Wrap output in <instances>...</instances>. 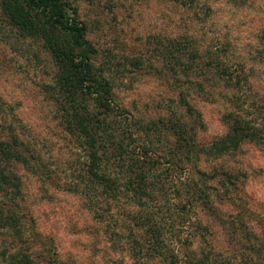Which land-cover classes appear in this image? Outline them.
Wrapping results in <instances>:
<instances>
[{
  "label": "trees",
  "instance_id": "16d2710c",
  "mask_svg": "<svg viewBox=\"0 0 264 264\" xmlns=\"http://www.w3.org/2000/svg\"><path fill=\"white\" fill-rule=\"evenodd\" d=\"M165 1L191 14L192 20L180 33L158 40L161 68L157 71L163 72L159 79L166 86L169 104L157 114L141 117L117 99L115 89L129 79L122 78L125 66L109 59L97 61V49L87 38L88 25L79 17L76 0H0V39L12 38L13 44L28 38L46 53L52 70L49 81L42 84L45 97L57 128L83 152L78 174L64 176L60 186L41 171L46 164L40 148L26 141L25 128L18 120L13 124L0 100V264H62L51 239L40 235L23 206L19 169L31 165L32 171L44 173L40 182L45 183L38 182L43 189L54 185L77 194L102 236L112 245L121 240L135 261L244 264L228 254L231 248L224 242H208L200 234L202 245L194 251L189 247L191 238L171 232L191 221L195 207L218 216L212 191L221 202L240 199L237 171L201 163L230 156L246 143H264V129L246 112L241 97V92L257 94L251 78L254 66L228 53L226 40L205 38L194 30L198 9L206 14L210 7L199 8V0ZM225 1L240 6L247 0ZM255 43L252 59L264 63V23ZM136 63L142 64L137 59L129 62ZM216 97L227 105L221 113L225 131L204 140L199 136L204 124L195 102L211 103ZM170 186L174 197L164 192ZM121 200L125 211L118 213ZM196 220L199 228L207 227L201 218ZM236 222L228 224L231 233ZM261 247L262 243H251L246 248L251 251L246 264H264Z\"/></svg>",
  "mask_w": 264,
  "mask_h": 264
},
{
  "label": "rangeland",
  "instance_id": "374dc122",
  "mask_svg": "<svg viewBox=\"0 0 264 264\" xmlns=\"http://www.w3.org/2000/svg\"><path fill=\"white\" fill-rule=\"evenodd\" d=\"M198 2L199 8L208 6L210 10L205 14L203 9H198L200 13L194 30L203 33L205 38L216 36L220 41L226 40L228 53L247 66L253 64L251 78H254L257 94L241 92V97L247 104L246 112L264 129V63H254L251 56L256 47L257 30L264 23V0H247L240 6L225 0ZM76 4L79 17L88 25L87 38L97 49V61L109 59L118 67L125 66L122 78L129 79L115 89L117 99L141 117L157 114L166 108L169 100L166 86L159 79L164 78L163 72L157 71L161 68L157 42L164 41L165 35L180 33L182 27L191 22L192 15L165 0H76ZM12 41V38L10 41L0 39V100L13 124L18 120L25 128L26 141L40 148L46 164L41 171L62 186L64 176L78 174L83 152L57 128L50 102L45 97L42 84L49 81L52 70L46 53L31 39L20 38L13 44ZM133 59L142 64L130 65ZM225 104L220 97L211 103L200 99L195 102L204 124L199 133L201 139L208 140L225 131L221 117ZM263 147L264 143H246L230 156L201 163L208 168L213 164L237 171L240 199L233 204L221 202L212 191L211 203L219 217L213 216L216 218L213 222L212 215L195 207L191 221L174 226L171 235L191 238L189 247L194 251L202 245L200 234L208 242H224L231 248L227 249L228 254L243 259L244 264L245 259L251 257L250 249H246L251 243L255 246L262 243L261 256L264 255ZM31 166L19 169L23 206L31 213L40 235L51 239L62 264H142V260H134L136 258L128 251L127 245L121 246V240L112 245L102 236L99 224L90 218L77 194L54 185L46 184L43 189L38 182L44 180V173L32 171ZM44 183L40 182L41 185ZM164 192L170 197L175 196L171 186L164 187ZM124 208L125 202L119 201L118 213L125 211ZM197 218L207 223V227L199 228ZM218 220L224 224L220 225ZM234 220L238 222L231 233L228 224ZM195 226L199 228L196 231L199 235H193ZM233 236L234 241L230 242ZM233 242L237 244L233 245Z\"/></svg>",
  "mask_w": 264,
  "mask_h": 264
}]
</instances>
